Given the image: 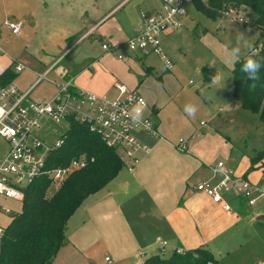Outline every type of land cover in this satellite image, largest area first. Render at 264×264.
<instances>
[{
	"label": "crops",
	"instance_id": "obj_1",
	"mask_svg": "<svg viewBox=\"0 0 264 264\" xmlns=\"http://www.w3.org/2000/svg\"><path fill=\"white\" fill-rule=\"evenodd\" d=\"M131 1L0 0V73L7 68L14 73L9 83L29 91L31 99L50 98L56 92L53 81L62 82L72 74L67 71L70 67H58L63 58L54 62L85 39L97 38L101 49L92 55L86 48L88 53L81 56L72 74L75 86L108 98L119 95L118 82L137 89L149 105L144 113L151 116L159 133L155 137L135 132L150 150L132 171L123 166L103 188L83 200L69 217L67 240L51 264H142L158 252L157 237L166 241L168 254L175 248L205 247L222 264L260 263L257 255L258 250L264 253V221L255 215V209L226 195L231 209L225 210L220 202L194 189L201 181L219 178L211 168L221 161L217 153L228 147L219 144L225 135L219 131L196 135L176 99L182 88L171 67L152 55L163 64L158 68L156 59L126 49L124 42L134 34L140 12L156 8L151 0L132 5ZM6 19L23 22L15 38L2 35ZM103 39L122 44L125 58L103 49ZM19 64L24 68L16 71ZM49 68L46 78L35 83ZM180 126L188 132L183 151L177 148L183 137L174 135ZM3 141L6 145L0 141V160L8 150ZM237 176L244 177L243 173ZM16 201L0 196V225L6 226L19 211L21 205Z\"/></svg>",
	"mask_w": 264,
	"mask_h": 264
},
{
	"label": "built area",
	"instance_id": "obj_2",
	"mask_svg": "<svg viewBox=\"0 0 264 264\" xmlns=\"http://www.w3.org/2000/svg\"><path fill=\"white\" fill-rule=\"evenodd\" d=\"M188 4H194V0H158V6L152 12L141 11L134 34L124 42L126 49L141 56L156 55L170 68L172 63L163 51L162 38L166 32L181 28L182 18L187 15ZM241 10L247 8L229 7L221 12V16L226 15L233 23H248L250 16L246 11L245 14H240ZM3 25L12 34L18 35L23 22L6 19ZM102 48L119 59L125 58L122 44L109 43L103 39ZM58 61L57 59L53 65ZM23 68L21 64L15 67L16 71ZM51 68L38 75L35 83L46 78ZM53 83L56 85V92L47 99H31L29 91H20L11 83L0 86V137L8 144V150L0 160L2 197L22 201L24 188L36 179L46 177L50 185L59 186L73 171L87 164L86 159L80 157L73 158L62 166L51 164V152L63 143L65 132L55 140L49 141L50 136L41 134H49L42 125V118L50 123L65 122L68 127L72 120L85 124L89 131L98 134L107 146L115 148L123 166L129 171L133 170L151 148L141 141L135 132L141 130L148 135L159 136L150 115L143 113L145 123L139 127L135 126L131 118L133 107L141 99L144 100L146 108L149 107L147 100L137 89L118 82L115 87L119 95L108 98L77 88L72 74H67L62 82ZM177 148L186 150V140L180 138ZM211 170L213 175H219V178L214 182L201 181L194 189L220 202L223 209H231L229 202L225 200L226 195L238 197L248 207L264 202V183L258 185L243 176L230 175L222 161L213 165ZM255 215L264 220L263 211L256 210ZM4 231L5 226L0 225V238ZM156 241L158 252L163 254L166 241L159 237ZM174 250L178 253L184 251L181 248ZM105 261L110 263V256H106Z\"/></svg>",
	"mask_w": 264,
	"mask_h": 264
},
{
	"label": "trees",
	"instance_id": "obj_3",
	"mask_svg": "<svg viewBox=\"0 0 264 264\" xmlns=\"http://www.w3.org/2000/svg\"><path fill=\"white\" fill-rule=\"evenodd\" d=\"M206 15L217 18L229 7H245L255 17L252 26L264 33V0H194ZM253 55L262 67L256 88L250 90L253 81L241 71L245 58ZM231 89L237 104L258 115L264 123V40L257 47L234 63ZM14 73L5 69L0 73V86L9 84ZM63 143L51 152V164L66 165L73 158H84L87 164L73 171L51 194L50 181L46 177L36 179L24 188L21 209L13 213L0 238V264H51L61 246L66 242V227L69 217L92 193L103 188L123 167L115 148L105 144L102 138L85 124L70 121L64 133ZM262 152L251 159L248 170L260 168L263 174ZM245 177V174H244ZM231 200L244 202L236 196ZM142 264H218L215 256L205 247L173 250L168 256L159 252L148 256Z\"/></svg>",
	"mask_w": 264,
	"mask_h": 264
},
{
	"label": "rangeland",
	"instance_id": "obj_4",
	"mask_svg": "<svg viewBox=\"0 0 264 264\" xmlns=\"http://www.w3.org/2000/svg\"><path fill=\"white\" fill-rule=\"evenodd\" d=\"M137 1L132 0L131 5ZM151 2L157 7L158 0H151ZM186 8L187 15L182 18L181 28L172 30L163 38L167 47V51L164 53L173 62L170 70L177 76L182 88L176 99L183 109L189 103L198 106V111L194 117L186 114L190 119V124L196 129V135L200 136L204 131L210 133L219 131L225 135L221 137L219 144L222 146L226 144L228 147L225 152L219 151L217 153V159L224 163V168L228 173L230 175L235 174V176L243 173L251 182L262 185L263 174L260 168L247 170L251 159L259 152H262V162L264 163V123L258 119L256 113L241 108L235 101L231 89L234 64L226 62L227 53L225 49L235 47L237 37L243 34L244 40L241 41L240 54V57H243L249 53L252 47L260 45L264 40V33L251 25L255 15L249 9L241 10L239 13L245 14L247 12L250 21L237 24L230 22L226 15L212 18L203 13L195 4H188ZM1 31L6 39L16 37L4 25L1 26ZM245 41L251 45V48L243 46ZM75 44L69 50L73 49ZM100 45L97 38L94 40L85 39L75 49H71L72 51L67 56L65 53L58 58V60L63 58L58 67H66V69L70 67L67 71H71L72 74L75 73L80 65L81 56L88 53L86 48L92 55H96L101 49ZM147 57L148 59H156L158 68L163 67L157 58L152 55ZM216 74L221 76V81L219 84L213 85L211 78ZM51 75L53 74L51 73ZM41 122L49 132V134L44 132L41 134L50 136L49 141L55 140L68 128L65 122L50 123L44 118L41 119ZM174 135L177 139L178 137L186 139L188 132L180 126ZM2 139L0 141L4 145L5 142ZM57 187V185H49V194ZM16 202L21 205V201ZM251 208H254L255 211L259 209L264 212V203L258 202L256 206ZM163 254L169 255L168 252ZM215 258L218 264H222L218 257L215 256ZM257 259L260 263L255 261L253 264H264V253H260L258 250Z\"/></svg>",
	"mask_w": 264,
	"mask_h": 264
},
{
	"label": "clouds",
	"instance_id": "obj_5",
	"mask_svg": "<svg viewBox=\"0 0 264 264\" xmlns=\"http://www.w3.org/2000/svg\"><path fill=\"white\" fill-rule=\"evenodd\" d=\"M244 40L243 34L237 37V43L235 47L230 49L226 48V62L229 64H234L240 59L241 54V41ZM244 47L251 48L250 44H247L245 41L243 43ZM262 67V63L259 59L253 58V55H249L245 58V61L242 65L241 71L245 73L247 79L253 81L251 85H249L250 90L254 91L256 88L255 81L260 79L259 72ZM221 81V76L216 74L211 78V83L213 85L219 84ZM146 110V104L143 99H141L132 109L133 115L131 116L135 126L139 127L144 124L143 113ZM184 111L188 116H195L198 111V106L192 103L186 104L184 107Z\"/></svg>",
	"mask_w": 264,
	"mask_h": 264
}]
</instances>
